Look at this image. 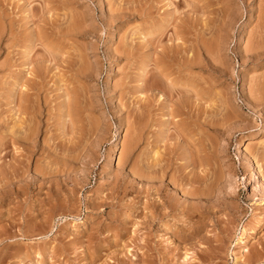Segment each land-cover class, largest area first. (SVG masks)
<instances>
[{
  "label": "rangeland",
  "instance_id": "1",
  "mask_svg": "<svg viewBox=\"0 0 264 264\" xmlns=\"http://www.w3.org/2000/svg\"><path fill=\"white\" fill-rule=\"evenodd\" d=\"M143 73L157 90L137 88ZM165 85L174 86L173 102ZM257 85L264 87V0H0V264H264V99L256 101ZM22 88H29L26 111L35 101L30 114L39 115L26 116L33 120L29 153L10 132L26 115L14 107ZM68 97L84 104L79 117L71 115L75 105L73 119L67 116ZM67 119L92 125L91 147L101 137L88 164L83 149L67 145L84 129L75 133ZM165 150L174 166L166 183L185 168L195 180L206 177L200 188L212 183L213 195L233 196L212 198L191 240L184 238L186 214L154 217L150 207L139 208L150 184L145 189L131 173ZM14 161L26 170L15 181L30 176L28 184L20 180L27 187L19 194L10 179ZM150 190L151 199L159 193Z\"/></svg>",
  "mask_w": 264,
  "mask_h": 264
},
{
  "label": "bare ground",
  "instance_id": "2",
  "mask_svg": "<svg viewBox=\"0 0 264 264\" xmlns=\"http://www.w3.org/2000/svg\"><path fill=\"white\" fill-rule=\"evenodd\" d=\"M115 17V16H114ZM171 23V22H170ZM80 26V25H79ZM81 29V28H80ZM68 31V30H67ZM113 33V32H112ZM112 33L109 35L111 38H112ZM177 42V41H176ZM202 43V42H201ZM166 48V47H165ZM258 48V47H257ZM252 49V48H251ZM161 50V49H160ZM165 50V49H164ZM168 50H170V49H168ZM255 51V50H254ZM119 52V51H118ZM164 52V51H163ZM197 52V51H196ZM195 52V53H196ZM115 54V53H114ZM165 54V53H164ZM168 54V53H167ZM169 56H167V58H168ZM188 58V57H187ZM193 58V57H192ZM165 59V58H164ZM188 60V59H187ZM194 61H195V59H194ZM155 62V61H154ZM166 62V61H165ZM192 62H193V60H192ZM191 61H190V63L191 64H193L194 65V63H192ZM190 63H189V65H190ZM197 63V62H196ZM145 65H147V63H145ZM145 65H143V67H145ZM168 65V64H167ZM190 66H192V65H190ZM92 67V66H91ZM142 67V68H143ZM218 67V66H217ZM216 67V68H217ZM166 69V68H165ZM75 70V69H74ZM81 70V69H80ZM77 71V73H79V72H81V71ZM145 70V69H144ZM152 70V69H151ZM168 70V69H167ZM34 71V70H33ZM36 71V70H35ZM35 71L33 72V73H35ZM40 71V70H39ZM148 71V70H147ZM147 71H145V72H147ZM156 71V70H155ZM166 71V70H165ZM21 72V71H20ZM36 72H38V71H36ZM89 72V71H88ZM87 72V73H88ZM82 73H83V71H82ZM39 74V73H38ZM85 73H83L82 75H84ZM145 73H143V77H142V75H141V77H142V79L140 80L141 81V85L140 86H138L137 88H139V87H141L143 90L144 89H146V90H151V91H154V89H158V87H157V85H155V82H153V84H151L152 86H150L149 85V80H146L147 78H145V75H144ZM32 75V74H31ZM35 75V74H34ZM33 75V76H34ZM78 75V74H77ZM87 75V74H86ZM164 75V74H163ZM36 76V75H35ZM35 76L33 77V78H35ZM39 76H40V74H39ZM79 76H80V74H79ZM168 76V75H167ZM16 78V77H15ZM17 78H19V77H17ZM22 78V77H21ZM40 78L41 77H39V81L38 80H36V81H38L39 82V84H41L40 82L42 81V80H40ZM26 79V78H25ZM29 79V78H28ZM149 79V78H148ZM167 79V78H166ZM19 80V79H18ZM16 81H17V79H16ZM23 81V80H22ZM28 81V80H27ZM26 80H25V84H27L28 82H27ZM19 82V81H18ZM22 82V83H23ZM32 82H34L35 83V80L34 81H32ZM38 82H36V84H38ZM43 82V81H42ZM152 82V81H151ZM16 83V82H15ZM25 84H23V86L25 87L26 85ZM30 84V83H29ZM36 84L34 85V86H36ZM157 84V83H156ZM162 84V83H161ZM15 85V84H14ZM28 85V84H27ZM42 85H43V83H42ZM83 85V84H82ZM163 85V84H162ZM166 85H168L167 83H166ZM165 85V87L167 88L165 91H167L166 93H168L167 94V97H168V95H169V100L170 101H172L171 100V96L170 95H172L174 92V90L175 89H173V87L174 86H166ZM20 86V85H19ZM159 86V85H158ZM258 86V85H257ZM260 86V85H259ZM258 86V87H259ZM18 87V86H17ZM26 87H29V86H26ZM38 85L36 86V89L38 90V89H40L41 88V86H40V88L38 87ZM30 88V87H29ZM29 88L27 89V91L29 90ZM32 88V90L34 89L33 88V86L31 87ZM140 88V89H141ZM22 89H24V88H22ZM20 90V93L22 94V96L19 94V97L17 98V103H16V106H14L15 107V110L16 111H18V112H20L19 111V109L20 110H24V112H22V113H24V114H26L25 115V118H24V116H22L21 117V119H19V124L17 123L18 121H15L14 123H15V125H18L19 126V128H18V130H14L13 129V131H11L10 130V132H12V139H13V142H15V143H18V144H20L21 145V150L22 151H27V150H31L30 148H31V142L29 143V140H31V135L30 134H32L31 133V128H33V127H31L30 126V123H31V121H32V124H33V120H31L30 122H29V118L30 117H26L27 116V114L29 113V115H31L30 113L32 112V111H34L33 109L35 108V107H33V105L35 106V101L32 103V106H30L31 107V109H32V111H26V109H27V107H26V105L28 104H25V101H24V99L25 100H27L28 101V99H26V96L25 95H27L28 96V94L27 93H29V92H27L26 91V89H24L25 90V92H24V90ZM32 90H30L31 91V93L30 94H32ZM259 90V91H258ZM18 91V90H17ZM21 91H23V92H21ZM74 91V90H73ZM145 91V90H144ZM257 91L259 92V96H257L256 95V101L257 102H261L263 99H264V87H259L258 89H257ZM27 92V93H26ZM75 92V91H74ZM73 92V93H74ZM34 93V92H33ZM36 93V94H35ZM34 94V96H36L37 95V93L38 92H35ZM165 93V94H166ZM13 94H16V93H13ZM77 94V93H76ZM17 95V94H16ZM15 95V96H16ZM83 95V94H82ZM161 95H163L162 93H161ZM21 96V97H20ZM66 96H68L67 94H66ZM71 96V95H70ZM172 96H174V95H172ZM22 97H23V99H22ZM160 97V96H159ZM164 97H166V96H164ZM33 98V97H32ZM31 98V99H32ZM38 98V97H37ZM36 98V99H37ZM43 98V97H42ZM46 98V97H45ZM70 97H68V99H67V102H66V105L68 106H64L65 108H67L66 109V112H67V116L69 117V116H71L72 114L74 115V117L75 116H77L78 115V117H79V115L81 114L82 115V112H78V111H80V110H77L76 108H78L79 109V107L78 106H84V104L82 105L81 103H79L78 104V102L76 103V101H77V99H75L74 97H72V99H75L76 101H74V103H76V104H74L73 103V100H72V102L71 101H69V103H68V100H70L69 99ZM82 98V97H81ZM87 98V97H86ZM143 98V97H142ZM161 98V97H160ZM14 99H15V97H14ZM30 99V100H31ZM84 99H85V97H84ZM146 99V98H145ZM167 99V98H166ZM166 99H164L165 101H166ZM255 100V99H254ZM15 101L16 100H14L13 102L15 103ZM32 101V100H31ZM86 101V100H85ZM90 101L92 102V100L90 99ZM94 101V100H93ZM98 101V100H97ZM141 101V100H140ZM264 101V100H263ZM12 102V103H13ZM38 102V101H37ZM81 102V101H80ZM84 102V101H83ZM87 102V101H86ZM89 102V101H88ZM99 102V101H98ZM162 102V101H161ZM167 102H169L168 100H167ZM173 102V101H172ZM172 102H169L168 104H166L165 102V104L166 105H169L168 107H166V110L167 111H169V108H170V105H172ZM70 103H71V105L73 104V106H71V107H69V105H70ZM94 103V102H93ZM38 104V103H37ZM44 104V103H43ZM69 104V105H68ZM92 104V103H91ZM96 104V103H95ZM98 104V103H97ZM96 104V105H97ZM163 105V106H166V105ZM257 104V103H256ZM74 105H75V107H74ZM77 105V106H76ZM96 105H91V108L93 107V106H96ZM27 106H29V105H27ZM37 106V105H36ZM39 106V105H38ZM80 106V107H81ZM87 106H88V104H87ZM33 107V108H32ZM40 107V106H39ZM58 107H60L59 105H58ZM74 107V109L76 110V112L75 113H72V111H73V109H72V111H71V115H70V112H69V110L71 109V108H73ZM90 107V106H89ZM179 107V106H178ZM13 108V107H12ZM90 108V109H91ZM168 108V109H167ZM173 108H174V106H173ZM172 108V109H173ZM18 109V110H17ZM30 109V108H29ZM37 109V108H36ZM35 109V110H36ZM175 109H176V107H175ZM181 109V108H180ZM13 110H14V108H13ZM74 110V111H75ZM82 110V109H81ZM84 110H86L85 108H84ZM89 110V109H88ZM133 110V109H132ZM171 110V109H170ZM185 110V109H184ZM15 111V112H16ZM40 111V110H39ZM47 111V110H46ZM120 111V110H119ZM189 111V110H188ZM187 111V112H188ZM36 112V111H35ZM35 112H33V114L34 115H38V112H37V114H35ZM77 112L79 113V114H77ZM85 112V111H84ZM132 112V111H131ZM178 112V111H177ZM17 113V112H16ZM163 113V112H162ZM175 112L173 111V114H174ZM23 114V115H24ZM164 114V113H163ZM167 114V113H166ZM171 111L169 112V114H168V116L167 117H170L171 118ZM18 115V114H17ZM19 115H20V113H19ZM28 115V116H29ZM34 115H31V118L33 119V117H34ZM84 115V114H83ZM133 115V114H132ZM161 115V114H160ZM15 116V115H14ZM35 116V117H36ZM39 116V115H38ZM66 116V117H67ZM87 116V115H86ZM174 116V115H173ZM34 117V118H35ZM59 117V116H58ZM77 117V120L79 119ZM82 117V116H81ZM85 117V116H84ZM71 119H73V116H71L70 117ZM69 120V119H67V120H69V121H72V123L71 124H75V123H73V120ZM80 120H82L81 118H80ZM79 120V121H80ZM85 120V119H84ZM143 120V119H142ZM65 121V120H64ZM75 121V120H74ZM99 121V120H98ZM167 122H168V119L166 120ZM82 122V121H81ZM80 122V123H81ZM102 122V121H101ZM128 122V121H127ZM139 122V121H138ZM143 122H144V120H143ZM170 122V121H169ZM216 122V121H215ZM69 123V122H68ZM79 123V122H78ZM77 123V124H78ZM94 123V122H93ZM96 123V122H95ZM94 123V124H95ZM39 124V123H38ZM64 124V123H63ZM70 124V123H69ZM122 124V123H121ZM1 125V124H0ZM73 125H71V128H73V129H75V133H77L76 132V130H77V128H76V126H78V125H76L75 124V126H73ZM82 125H84V124H82ZM51 126V125H50ZM59 126V125H58ZM70 126V125H69ZM73 126V127H72ZM84 126H86V125H84ZM98 126L100 127L101 125H99L98 124ZM145 126V125H144ZM34 127H36L35 125H34ZM80 127V125L78 126V128ZM96 127V126H95ZM98 127V128H99ZM141 127V126H140ZM17 128V127H16ZM64 128V127H63ZM69 128V127H68ZM83 128V126H81L80 127V129H82ZM98 128H95L96 130L98 129ZM244 128H246V127H244ZM244 128H242V129H244ZM84 130L82 131V130H79L80 132H78V134L80 133V135H78L77 134V140H78V142H80L81 141V144L79 145V143L76 141H74L75 143H73V141H72V143H71V141H70V145L69 144H67V142H66V144L69 146V148H70V146L72 145V147H73V149H74V147L77 149V150H79V151H82V149L84 150V154H83V157H82V155H81V159H83L85 156H87V159H86V161L84 162V163H89V162H91V161H93L95 158H96V150L94 151L93 150V148L95 147V146H98V145H95V144H99V142H100V140H101V137H100V140L98 139L99 137H97V139L99 140L98 141V143H95V142H97V139H96V141L94 140V139H92L93 140V142L95 143H93V146L91 147L90 145H91V138L89 137V135H90V132H92L93 131V127H92V125H91V127H89L88 125H87V127L86 128H83ZM101 129H102V127H101ZM142 129H143V124H142V127L141 128H139L138 127V130H137V132H139L134 138V142H139L141 139H142ZM59 130V129H58ZM72 130V129H71ZM95 130V131H96ZM100 130V129H99ZM186 130V129H185ZM67 131H68V129H67ZM73 131V130H72ZM72 131H70V132H72ZM9 132V133H10ZM34 132V131H33ZM97 132H98V130H97ZM100 132H103V131H101L100 130ZM99 132V133H100ZM109 132V131H108ZM136 133V132H135ZM95 134L97 135V133L95 132ZM110 134V133H109ZM108 134V135H109ZM184 134V133H183ZM106 135V134H105ZM181 136H182V133L180 134ZM11 136V135H10ZM33 136V135H32ZM78 136H81V138L80 137H78ZM91 136V135H90ZM100 136V135H99ZM64 137V136H63ZM76 137V136H75ZM92 137V136H91ZM104 136H102V139H104V138H106V136L103 138ZM66 138V137H65ZM80 138V139H79ZM133 138V137H132ZM5 141V140H4ZM132 141H133V139H132ZM44 141H42V143H43ZM49 142V141H48ZM52 142V141H51ZM69 142V141H68ZM62 143H63V141H62ZM61 143V144H62ZM78 144V145H75V144ZM127 143V142H126ZM125 143V144H126ZM129 143V142H128ZM131 143H133V142H131ZM73 144H74V146H73ZM130 145V144H129ZM137 145V144H136ZM189 145H191V144H189ZM125 146H127V145H125ZM135 146V145H134ZM167 146V145H166ZM43 147L44 146H42V148H41V150H44L43 149ZM72 147H71V149H72ZM132 147V144L128 147H125V152H126V154L128 153L129 154V151H130V149H132L131 148ZM165 147V146H164ZM164 147H162V148H164ZM47 148H48V146H47ZM47 148H46V150H44L43 152H46L47 151ZM157 148H158V146H157ZM166 149H168L169 148V146H167V147H165ZM67 149V148H66ZM124 149V148H123ZM156 150V149H155ZM158 150V149H157ZM21 151V152H22ZM29 151H27V152H25V153H29ZM52 151V150H51ZM67 151V150H66ZM166 152H164V153H166V154H164L163 152L162 153H157V152H155L154 153V156H151L152 157V160L150 161V159L148 160V159H145V160H143L144 162H142V165H141V167H139V168H137L136 167V169H134L133 171H134V174L133 173H131V175H133V177H134V175L137 177V181L136 182H138L139 181V185L141 184L142 185V187H144V184H146V183H149L150 184V186L148 187V190L151 188L152 190H153V193L155 194V192L156 191H159V193L158 192H156L157 193V196L155 195V196H153V198L151 199V198H149V194H150V192H151V190L150 191H146V190H144L143 188H142V190H144V191H142L141 193H145L146 195H145V197L147 198L146 200H144L143 202H141V205H140V207L139 208H141V210H143V211H145V209H147L148 207H150L152 210H154L153 211V216L154 217H159V216H165V215H168L169 213H171V212H176V211H179V212H182V213H184V214H186V216H187V218L190 220V224H189V227L187 228L188 229V232H187V234L185 235V237L184 238H188V239H190V238H193L194 237V233H196V231H198L199 229H201L202 228V223L205 221L204 219V221L201 219V217H203V216H206L207 214H205V213H207V211L209 210V212H210V209H212L213 210V205H210L209 203H212V204H215L214 203V199H216L217 197H220V199H225V198H227L228 196H230L231 195V192H227V191H224L223 192V196H219L218 194H216L217 192H219L217 189V192L215 191L214 192V195H213V193H211V192H213V190H212V187H213V184L212 183H210V182H208V183H210L209 185H208V188H207V185L204 187V188H202L203 186H202V184H201V180H202V178H206L205 176L204 177H202V178H200L199 176H201V175H199L198 177L200 178V179H198V178H196L197 180H195V177H197V175L196 176H192V174L191 175H189V173H190V171L188 170V172L187 173H185V171H186V169L185 168H183V167H185V166H183L182 168V170H180V171H177V172H179V174H178V176H177V174H171L170 175V177H169V180H168V182L166 183V181H164L162 178L163 177H165V175H167L168 174V169H170L171 167H173L174 168V166H172L173 165V161L171 162V160H172V156H171V154H170V152H172L173 151V149H172V151H170V152H167L168 150H165ZM202 151V150H201ZM24 152H22V153H20L18 150H17V155L19 154H23ZM55 152V151H54ZM154 152V151H153ZM194 152V151H193ZM192 152V153H193ZM15 153V155H16V152H14ZM48 153V152H47ZM46 153V154H47ZM50 154V153H49ZM82 154V153H81ZM127 154V155H128ZM157 154V156H155ZM23 155H25V154H23ZM22 155V156H23ZM126 155V156H127ZM195 155H196V152H195ZM48 156V155H47ZM52 156V155H51ZM68 156H69V154H68ZM123 156H125V155H122L121 156V158H123ZM174 156V155H173ZM14 157V156H13ZM64 157V156H63ZM128 157V156H127ZM126 157V158H127ZM142 157V156H141ZM2 158V157H1ZM16 159L17 158H19L18 156L17 157H15ZM20 158H22V157H20ZM69 158V157H68ZM71 158V157H70ZM86 158V157H85ZM84 158V159H85ZM120 158V157H119ZM126 158H125V160H126ZM147 158V157H146ZM149 158V157H148ZM14 159V158H13ZM23 159H24V157H23ZM52 159V158H51ZM83 159V160H84ZM142 159V158H141ZM174 159V158H173ZM191 159V158H190ZM20 160V159H19ZM19 160L17 161V162H19ZM27 160V159H26ZM25 160V161H26ZM53 160V159H52ZM183 160H184V158H183ZM193 160H194V158H193ZM16 161H14L13 163H14V165H12L11 166V171H12V173H13V175H15L14 177H11L10 179H15V177H17L16 175H18V177L20 176L19 174V169H21V171L23 172L24 171V169H22L23 167H20L18 164H20L22 161L20 160V162L17 164V163H15ZM191 161V160H190ZM12 162V161H11ZM53 162V161H52ZM73 162V161H72ZM71 162V163H72ZM185 162V161H184ZM194 162H196V161H194ZM25 163H27V162H25ZM197 163V162H196ZM199 163V162H198ZM206 163V162H205ZM208 163V162H207ZM206 163V164H207ZM16 164V165H15ZM46 164V163H45ZM51 164V163H50ZM252 164V163H251ZM26 165V164H25ZM28 165V164H27ZM209 165V164H208ZM86 166H88V165H86ZM188 166H195V164L192 162H189V165ZM188 166H186V168L188 167ZM200 166V165H199ZM10 167V166H9ZM89 167V166H88ZM181 167V166H180ZM207 167V166H206ZM132 168V167H131ZM172 168V169H173ZM28 169V168H27ZM35 169V168H34ZM43 169V168H42ZM51 169V168H50ZM49 169V170H50ZM47 170L48 169H46L45 170V172H46V174L45 175H50L49 173H47ZM57 170V169H56ZM55 170V171H56ZM191 170H193V169H191ZM26 171V170H25ZM24 171V172H25ZM28 171V170H27ZM35 171H37V170H35ZM34 171V172H35ZM39 171V170H38ZM51 171V170H50ZM217 171H219V170H217ZM7 172V171H6ZM5 172V173H6ZM40 172V171H39ZM52 172V171H51ZM193 172H195V171H193ZM215 172V171H214ZM1 173V172H0ZM19 173V174H18ZM37 173L38 172H35V174L36 175H34V176H32V177H34V179H35V176H39V175H37ZM155 173L157 174V173H160L159 174V180L157 181V182H159V183H157L156 181H154V179H156L157 177H156V175H155ZM204 173H206V172H203V174ZM209 173H210V171H209ZM208 173V174H209ZM2 174V173H1ZM8 174H11L10 172L8 173ZM39 174V173H38ZM42 174H43V172H42ZM44 174H43V176L41 175V173H40V177L42 176V179H45V177H44ZM128 174V173H127ZM208 174H206V175H208ZM215 174H216V172H215ZM219 174V173H218ZM6 175V174H5ZM24 175H26V174H24ZM52 175H53V173H52ZM60 175V174H59ZM189 175V177H192L193 179H191V178H189V177H187ZM205 175V174H204ZM217 175V174H216ZM216 175H213L214 177L216 176ZM23 176V175H22ZM209 176H211L212 177V174H210ZM17 177V178H18ZM24 177V176H23ZM31 177V178H32ZM44 177V178H43ZM52 177V176H51ZM208 177V176H207ZM210 177V178H211ZM214 177H212V179L214 178ZM1 178V177H0ZM9 178V177H8ZM26 179H24V178H22V179H24V180H22L21 178H20V180H22L23 182H25V180L27 181V178H30V176L28 177V175H27V177H25ZM47 178H49V177H47ZM46 178V179H47ZM209 178V179H210ZM222 178V177H221ZM220 177H219V179H221ZM11 180V183H13V190L12 191H15L16 193H20L22 190H25L26 189V187H27V184H28V181H27V184H23V185H20L19 186V182H20V180L18 179V180ZM37 179H38V177H37ZM40 179V181H38ZM37 181L39 182V184L43 181H41V178H39ZM50 179V178H49ZM158 179V178H157ZM219 179H216V180H219ZM28 180H30V179H28ZM208 180V179H207ZM216 180H215V184H216ZM31 181V180H30ZM29 181V182H30ZM34 181H36V179L34 180ZM49 180L47 179V182H48ZM56 181V180H55ZM204 181V180H203ZM206 181V180H205ZM204 181V182H205ZM209 181V180H208ZM3 182V181H2ZM4 182H5V180H4ZM4 182H3V184H4ZM32 182V181H31ZM30 182V183H31ZM37 182V183H38ZM50 182V181H49ZM52 182H54V181H52ZM116 182V181H115ZM207 182V181H206ZM211 182H212V180H211ZM42 183H45V182H42ZM76 183H78V182H76ZM129 183H130V181H129ZM189 183L192 185L193 183H197V185H194L193 184V188L191 187V189H186L187 187H185V186H187V184L189 185ZM8 184V183H7ZM53 184V183H52ZM52 184L50 183L49 184V186L51 185L52 186ZM57 184V183H56ZM136 184V183H135ZM149 184H147V185H149ZM207 184V183H206ZM218 184V183H217ZM216 184V185H217ZM10 185V184H9ZM54 185V184H53ZM117 185H118V183H117ZM120 185H121V183H120ZM120 185H118V186H120ZM190 185V186H191ZM216 185H214V186H216ZM55 186V185H54ZM125 186H127V185H125ZM131 186H132V184H131ZM189 186V187H190ZM196 186V187H195ZM200 186H202L201 188H200ZM211 187V190H210V187ZM228 186V185H227ZM226 185H225V187H227ZM123 187V186H122ZM129 187V186H128ZM138 187V186H137ZM146 187L147 186H145L144 188L146 189ZM169 187H172L173 188V190H174V192L172 193L171 191H170V188ZM231 187V186H230ZM12 188V187H11ZM10 188V189H11ZM54 188V187H53ZM126 188V187H125ZM139 188V187H138ZM171 188V189H172ZM3 189H4V187H3ZM2 188L0 189V193L1 194H3V192H4V190H3ZM50 189H52V188H50ZM137 189V188H136ZM135 189V190H136ZM206 189H208V190H206ZM124 190V189H123ZM141 191V190H140ZM117 192V191H116ZM139 192V191H138ZM5 193V192H4ZM9 193V192H8ZM22 193V192H21ZM56 194V193H55ZM210 194H212L211 196H209ZM141 195V194H140ZM144 195V194H143ZM228 195V196H227ZM139 197V196H138ZM214 197V199H212ZM216 197V198H215ZM229 198H233V196H230ZM228 198V199H229ZM142 199V198H141ZM219 199V198H218ZM219 199V200H220ZM204 202H207V204L208 205H204ZM216 202V201H215ZM222 202V201H221ZM206 204V203H205ZM225 204H227V203H225ZM224 204V205H225ZM211 206V207H210ZM227 207V209H229V207L231 208V206H230V203L229 204H227L226 205ZM208 207H210V208H208ZM232 209V208H231ZM233 209H234V211H235V209L236 208H234L233 207ZM150 210V209H149ZM167 210V211H166ZM215 210V209H214ZM139 211V210H138ZM152 212V211H151ZM208 212V213H209ZM214 212H217V211H214ZM233 212V211H232ZM139 214V213H138ZM141 214H142V212H141ZM140 214V215H141ZM144 214H146L145 212H144ZM182 215V214H181ZM203 215V216H202ZM233 215V214H232ZM146 216H147V214H146ZM194 216H197V219L196 220H193L192 218H194ZM145 218H147V217H144V219ZM153 218V217H152ZM186 218V217H185ZM206 218V217H205ZM143 219V218H142ZM149 219H151V218H149ZM156 219V218H155ZM216 220V219H215ZM148 221V220H147ZM203 221V222H202ZM192 222V223H191ZM165 224V223H164ZM206 224V223H205ZM170 228V227H169ZM6 231V230H5ZM4 231V232H5ZM179 235H181V234H179ZM175 237H176V235H175ZM196 237V236H195ZM147 239V238H146ZM214 239V238H213ZM213 239H211V240H213ZM217 239V238H216ZM148 240V239H147ZM191 240V239H190ZM184 241V240H183ZM212 242V241H211ZM147 243V242H146ZM145 245V244H144ZM213 245V244H212ZM146 246V245H145ZM211 246V245H210ZM214 246V245H213ZM215 248H216V245L214 246ZM211 248V247H210ZM145 253V252H144ZM214 253V252H213ZM146 255V254H145ZM147 257V256H146ZM149 257V256H148ZM239 259V258H238ZM241 259V258H240ZM142 260H143V258H142ZM144 260H145V263H146V258H144ZM249 261V260H248ZM142 262V261H141ZM142 263H144V262H142ZM144 263V264H145ZM249 264V263H248Z\"/></svg>",
  "mask_w": 264,
  "mask_h": 264
}]
</instances>
